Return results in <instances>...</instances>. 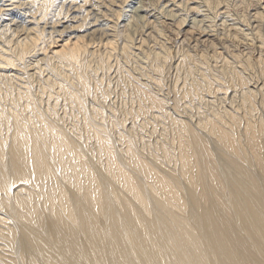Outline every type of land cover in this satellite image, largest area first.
Wrapping results in <instances>:
<instances>
[{
  "label": "bare ground",
  "instance_id": "obj_1",
  "mask_svg": "<svg viewBox=\"0 0 264 264\" xmlns=\"http://www.w3.org/2000/svg\"><path fill=\"white\" fill-rule=\"evenodd\" d=\"M0 264H264V0H0Z\"/></svg>",
  "mask_w": 264,
  "mask_h": 264
},
{
  "label": "rangeland",
  "instance_id": "obj_2",
  "mask_svg": "<svg viewBox=\"0 0 264 264\" xmlns=\"http://www.w3.org/2000/svg\"><path fill=\"white\" fill-rule=\"evenodd\" d=\"M148 131V132H147ZM144 134H148V135H145V137L147 138V139H151V140H153V141H155L156 139H157V137H158V135L157 134H160V133H157V134H155V133H153L152 132V128H147L144 132H143ZM149 135H151V136H149ZM157 136V137H156ZM156 137V138H155Z\"/></svg>",
  "mask_w": 264,
  "mask_h": 264
}]
</instances>
